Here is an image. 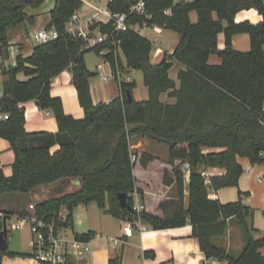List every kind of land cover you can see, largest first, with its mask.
I'll list each match as a JSON object with an SVG mask.
<instances>
[{
  "label": "trees",
  "instance_id": "16d2710c",
  "mask_svg": "<svg viewBox=\"0 0 264 264\" xmlns=\"http://www.w3.org/2000/svg\"><path fill=\"white\" fill-rule=\"evenodd\" d=\"M45 1L0 0V59L10 56L9 30L26 22L35 23V16L26 9ZM140 1H109L113 13L127 14L130 27L118 32L113 20L93 23L91 28L99 27L108 37L90 46L81 34L67 27L83 1L56 0L49 12L52 26L48 28L56 29L58 37L37 43L29 55L19 53L15 65L4 70L7 78L2 86L0 112L9 117L0 120V136L10 142L15 159L12 174L6 175L0 156V195L29 193L44 184L77 180L79 188L66 191L60 187L36 202L37 216L56 229L73 228L75 207L96 202L114 217L141 218L156 229L190 222L192 235L207 257L227 264H264L260 252L264 238L252 234L248 218L253 210L243 203L244 192L239 189L238 199L226 203L209 196L210 188L239 187L245 172L239 157L248 158L253 165L264 163V0H142L144 11L133 10ZM251 8L263 15L262 21H236L239 11ZM192 11L198 13L197 22L191 20ZM142 25H159L180 35L175 51L166 54L162 62H152L153 43L136 28ZM220 33L225 36L223 49L219 47ZM240 33L250 34L249 51L233 47V37ZM118 39L126 65L117 50ZM104 49L107 53L102 56L113 69L120 95L109 102L95 103L90 80L96 73L88 68L85 53L94 50L101 54ZM214 53L222 58L220 64L209 62ZM174 60L186 66L179 72V88L169 75ZM69 67L85 112L81 118L67 113L62 97L52 94L53 79ZM128 68L142 71L149 93L146 100L134 97L136 81L117 77L118 71L127 73ZM164 92L177 101L162 102L160 95ZM31 100L53 111L58 123L56 132L26 129L24 103ZM141 137L164 141L169 146L168 162L173 166L178 199L161 203L162 217L147 211L139 213L130 195L137 182L136 160L132 157L139 156L132 145ZM56 145L58 148L53 150ZM153 158L151 153H144L140 161L145 166ZM185 162L191 164L189 181L182 171ZM215 167L225 172L211 176L207 183L204 172ZM164 180L171 184L173 178L166 173ZM122 192L127 193L132 208L120 204L118 196ZM63 208L68 211L65 217ZM234 217L247 233V244L238 257L215 243L216 238L226 236L229 220ZM43 231L46 233L45 228ZM93 236V231L75 234L80 240H91ZM35 253V249L24 252L8 247L0 250V264L6 255L28 258ZM145 256L154 258L155 252L146 251ZM73 262L71 258L68 264ZM108 264L125 263L116 253Z\"/></svg>",
  "mask_w": 264,
  "mask_h": 264
},
{
  "label": "crops",
  "instance_id": "0c3cea01",
  "mask_svg": "<svg viewBox=\"0 0 264 264\" xmlns=\"http://www.w3.org/2000/svg\"><path fill=\"white\" fill-rule=\"evenodd\" d=\"M55 2L56 0H46L37 8L26 9L30 15H34L36 18L33 24L39 23L38 21L40 20L37 33L41 29L48 28L50 20L49 12L55 6ZM107 4V0H87L79 10L80 20L73 28H82L88 33L90 46L95 45L93 43L100 41L102 38L100 29L98 27L91 28V25L98 21L105 23L109 21V18L101 13L97 19L90 22L91 13L94 11L92 5L103 7ZM167 12L171 13V10ZM190 17L193 22H197V11H192ZM245 20L258 23L263 20V15L256 8L243 9L236 14V21L241 22ZM225 24L227 23L225 22ZM67 27L71 31L72 27L69 23ZM137 30L148 37L153 43L151 52L153 63L162 62L165 55L173 53L180 42V35L177 32L159 25H142L137 27ZM146 30H152L155 37L151 38L150 35L145 33ZM8 36L10 39V56L0 59V97L2 95L3 82L7 78L4 75V70L11 65H15L16 57L19 53H23L24 55L31 54L33 47L38 43L37 41L35 43L29 41L30 31L26 23L11 28ZM166 36L168 40L165 38ZM232 45L236 50L249 51L251 49L250 34L240 33L234 35ZM219 47L221 49L225 47L224 33H220L219 35ZM122 58L126 65L123 55ZM209 62L211 64H220L222 58L219 54L214 53L210 56ZM88 68L93 71L89 66ZM185 68L186 66L182 62L174 60L169 70V75L176 82L177 88L180 87L179 72ZM127 71L123 78L130 77V79L126 78L127 81L134 80L137 83L133 91L134 97L137 100H146L149 93L148 87L144 84L142 71L130 68ZM95 73L101 78L100 81H95L94 78L90 80L92 97L95 103H99L100 101L109 102L120 95L118 82L117 85L109 83L111 77L116 79L109 62L103 58V62L97 64V71ZM19 77L24 79L23 74H20ZM52 94L62 97L67 113L77 118L84 117L85 112L79 102L78 91L73 84L71 67L53 79ZM160 99L162 102L172 104L177 101L176 97L170 95L169 92L162 93ZM24 106L26 110V129L28 131L48 130L56 132L58 130V123L51 109L40 108L35 100L24 103ZM0 120L2 119L0 118ZM147 139L151 142L156 141L149 137H141L138 141L133 142L132 148L134 147L135 150H139V148L145 146L143 142H147ZM57 148L58 145L54 146L53 150ZM151 154L154 158L145 166L140 161L141 157L138 156L137 158L134 169L137 177L136 189H141L139 195L145 205V211L162 217L164 216V212L160 207L161 203L167 200L178 199L177 184L173 166L168 162L169 154L165 157ZM0 156L1 166L5 174L11 175L15 153L11 148L10 142L1 136ZM239 161L245 167V172L240 178L239 187L231 186L218 190L210 188L209 196L226 203L238 199L239 189L243 191V203L253 210L252 215L248 218L249 224L253 229L252 234L254 238H264V163L253 165L248 158L241 159L240 157ZM208 170L215 173L214 175H221L225 172L217 167L209 168ZM166 173L170 178H173L171 184L165 183ZM60 187H65L64 190L69 191L71 188H79L80 184L77 180H72L71 182L61 180L57 183L39 186L34 191H39L40 188L43 189L36 196L32 194L34 191L29 193L11 192L0 195V217L9 215L8 244L12 251L31 252L33 250L34 233L28 218L30 210L36 202L48 197L53 190H59ZM188 201V191H186V205ZM6 211L11 214H7ZM67 213V209L63 208L62 215L65 217ZM129 222L134 226L132 233H128L124 229L125 225ZM141 227H143V230ZM90 231L94 232V236L90 240L93 250L91 264H108L109 259L116 253L121 254L125 264H227L225 260L206 256L200 247L199 240L192 235L193 226L190 222L183 226L156 229L141 218L130 220L128 218L114 217L101 209L96 202L79 204L74 209V226L71 228L72 236L70 237H75L76 233H87ZM117 239L120 242L116 245L115 240ZM215 243L224 247L231 256H240L247 244V233L244 226L236 217L231 218L226 236L216 238ZM146 251H154L155 257L147 258L145 256ZM260 252L264 255V245L260 248ZM73 259V264H80L78 260ZM2 264L43 263L33 257L23 258L6 255L3 257Z\"/></svg>",
  "mask_w": 264,
  "mask_h": 264
},
{
  "label": "built area",
  "instance_id": "2783aa9c",
  "mask_svg": "<svg viewBox=\"0 0 264 264\" xmlns=\"http://www.w3.org/2000/svg\"><path fill=\"white\" fill-rule=\"evenodd\" d=\"M83 3H86L87 0H82ZM111 0H107V3ZM144 3L141 0L137 5L133 6V10L143 12ZM94 11L91 13L90 22L97 19L101 13L105 14L109 21L113 20L115 31H124L127 30L130 26L127 22V14L125 13H113L109 8L108 4L106 6H94L92 5ZM80 20V13L79 11L76 12L73 16L69 24L71 25L73 32H78L81 34L85 39L88 40L90 45V38L86 31L82 28H73L76 26L77 22ZM99 28V27H98ZM137 28V27H136ZM100 29V28H99ZM59 35L58 31L54 28H44L41 29L36 35L35 39L39 42H47L49 40L57 38ZM107 35L102 34V38L100 41H96L93 44H97L105 39H107ZM117 50L119 51L120 55H123L121 49V40L118 39L116 41ZM107 53V49L101 51V55ZM114 73V72H113ZM125 73L118 71L117 77L119 79H130V77H124ZM115 75V74H114ZM105 76V75H103ZM106 78V77H104ZM9 115L7 113H1V119H7ZM264 155V152H262ZM133 160H137V155H133ZM182 171L185 174L186 180L189 181L190 172H191V164L189 162H185L182 166ZM215 173L210 172L209 170L204 172L206 176V182H210V177L213 176ZM139 191L135 189L130 195L134 201V208L140 213L145 211V205L142 202V199L139 195ZM29 221L31 224L32 231L34 233V248L36 253L33 258L37 259L38 261L42 262L43 264H68V261L72 258H75L80 263L91 264L92 258V245L90 240H80L76 237H70L69 233L72 234L71 228L63 227L56 229L54 224L46 223L42 219H40L35 210V205L30 210L29 214ZM46 229V233H44L43 229ZM143 227H141L142 229ZM125 231L128 233H132L134 231V226L132 223H128L124 227ZM143 230V229H142ZM120 240H115V244L117 245Z\"/></svg>",
  "mask_w": 264,
  "mask_h": 264
},
{
  "label": "rangeland",
  "instance_id": "374dc122",
  "mask_svg": "<svg viewBox=\"0 0 264 264\" xmlns=\"http://www.w3.org/2000/svg\"><path fill=\"white\" fill-rule=\"evenodd\" d=\"M33 7H28V9H32ZM37 8V7H36ZM40 23V20L38 21ZM39 23L36 24H31L29 22H26V25L30 31V37H29V41L31 43H35L36 39H35V33H37L38 31V25ZM146 34L150 35L151 38L155 37V34L152 32V30H146L145 31ZM168 40V37H165ZM85 59L87 60V64L88 66L93 70V71H97V64L103 62V58L100 54H98L96 51L94 50H89L85 53ZM95 81H100L101 78L98 74H96L94 77ZM117 80L114 77H111L109 80V83H114V85H117ZM0 86H1V82H0ZM150 142V143H149ZM145 143V146L136 149L133 147V150H135L139 156L141 157L144 153H153L162 157H165L169 154V146L166 142L164 141H160V140H156L155 142H151L150 140L147 139V142H143ZM152 146V147H151ZM149 148V150H148ZM151 148V149H150ZM241 159L246 158V157H240ZM137 161V160H136ZM43 188H40L39 191H34L32 192V194L34 196H36ZM74 190V189H70L69 191ZM141 190V189H139ZM7 212V211H6ZM69 236H72L71 233H69Z\"/></svg>",
  "mask_w": 264,
  "mask_h": 264
},
{
  "label": "water",
  "instance_id": "95a60500",
  "mask_svg": "<svg viewBox=\"0 0 264 264\" xmlns=\"http://www.w3.org/2000/svg\"><path fill=\"white\" fill-rule=\"evenodd\" d=\"M49 26H52V23H49ZM120 204L123 207L132 208V205L128 201L127 193H120L119 194ZM8 218L9 215H5L3 217V229L0 231V250H6L9 247L8 244V233H9V226H8Z\"/></svg>",
  "mask_w": 264,
  "mask_h": 264
}]
</instances>
